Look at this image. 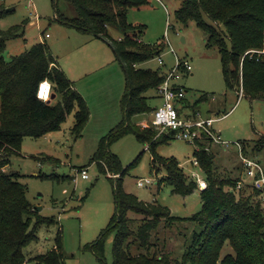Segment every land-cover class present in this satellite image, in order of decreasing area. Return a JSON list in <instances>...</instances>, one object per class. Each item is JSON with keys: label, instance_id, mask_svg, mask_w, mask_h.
<instances>
[{"label": "trees", "instance_id": "trees-1", "mask_svg": "<svg viewBox=\"0 0 264 264\" xmlns=\"http://www.w3.org/2000/svg\"><path fill=\"white\" fill-rule=\"evenodd\" d=\"M67 1L74 5L77 16L58 14V20L108 42L126 77L120 99L122 120L100 139L91 160L103 171L122 174L115 180V214L96 243L99 256L104 257L105 236L115 230L113 264H264V203L260 192L249 186L238 188L241 175L234 177L216 167L215 155L209 149L211 139L203 137L195 143L194 157L207 182V187L200 191L199 211L189 216L173 215L168 206L146 202L124 190L123 175L128 168H122L110 147L128 134L150 144L153 168L160 170L161 166L166 173L158 179L159 186L167 183L174 194L182 196L198 189L197 182L185 175L180 161L164 158L157 152L160 144L176 138L175 132H162L157 137L155 127H139L133 121L158 106L152 105L153 98L146 93L158 90L166 74L140 64L160 56L166 44L145 43V25L129 21L130 9L150 0ZM12 12L5 3L0 5V18ZM176 18L183 23L194 21L204 31L208 46L219 49L228 89L243 92L253 100H264V0H183ZM26 23L0 29V264H64L60 232L47 253L31 259L25 255L24 248L38 240L39 229L50 227L57 220L41 215L29 201L20 175L4 168L11 156L21 150L26 137L38 138L61 129L72 113L75 123L71 134L75 139L82 137L90 108L45 42L6 57L7 42L23 36ZM111 27L122 31L120 39L112 38ZM44 80L53 85L49 101L37 96ZM206 98L204 94L197 102ZM182 102L189 106L186 97ZM241 145L245 155L264 163V135ZM130 212L143 217L132 218ZM227 242L234 252L221 257Z\"/></svg>", "mask_w": 264, "mask_h": 264}, {"label": "rangeland", "instance_id": "rangeland-1", "mask_svg": "<svg viewBox=\"0 0 264 264\" xmlns=\"http://www.w3.org/2000/svg\"><path fill=\"white\" fill-rule=\"evenodd\" d=\"M182 1L150 0L144 6L130 9L129 21L145 25L142 36L145 43L166 44L160 56L140 64V67L161 70L167 74L174 67L176 57L191 63L192 71L183 73L178 81L186 90V102L192 105L188 106V109L201 112L203 117L218 118L214 129L225 143L213 142L209 147L215 155V165L231 176H242L237 142H250L264 135V100H253L243 92L227 88L219 49L208 46L204 31L194 21L183 23L176 18V11ZM4 3L13 12L0 18V29H8L27 21L24 35L7 42L6 57L19 55L36 43L45 42L61 66L64 62L68 67L76 65L73 61L74 51L80 42L85 41L82 38L87 35L73 26L61 23L57 18L58 14L70 18L77 16L72 3L67 0H57L56 3L54 0H4ZM33 13L38 15V19H34ZM221 28L224 29V26L221 25ZM109 33L114 39L123 35L116 27H111ZM93 42L94 44L89 45H94L91 47H95V52L102 56V60L107 58L108 61H103L100 66L102 60L95 59L98 65L94 63L92 69H95L88 72V76L82 81L92 80L101 73L110 75L114 83L112 88L116 90V98L113 99V95H110V112L114 115L112 123L109 125L106 120L94 119L90 110V118L82 137L75 139L71 134L75 123V115L72 113L61 129L38 138L26 137L21 150L11 156L10 163L4 168L8 173L20 175V181L27 186L29 201L36 208L41 207V215L53 216L57 220V223L50 227L42 226L38 232V240L24 248V253L29 259L52 249L60 232L64 264H113L116 231L111 230L104 238V257L97 253L96 243L115 214V180L122 174L120 171H103L91 160L100 139L122 120L120 99L125 90L126 77L108 42L98 39ZM227 44L230 48L229 41ZM79 55L82 56V52ZM159 57L164 65L160 63ZM84 60L88 64L89 55ZM110 78L106 79L110 81L106 83L105 93L110 90ZM204 94L207 95L206 100L197 102ZM146 95L153 98V106L161 103L158 90L151 89ZM152 119L153 114L150 112L134 117L133 121L137 126L143 127L144 123L150 125ZM160 134L162 133L158 130L157 137ZM149 145L138 140L133 134H128L111 145L110 149L117 155L122 168H128L123 175L124 190L146 202L168 206L175 215L189 216L199 211L202 201L198 189L190 195L182 196L174 194L172 187L167 183L161 186L157 184L158 179L166 173L161 166L160 170H157L156 164V168H153ZM195 150L194 144L177 137L157 147L160 156L180 161L189 179L191 171L198 172L204 178L201 167L192 163ZM83 169L88 170V179L81 177L79 172ZM113 173L118 175L117 178L111 176ZM146 178L157 179V182L139 186L138 181ZM129 216L143 217L134 212H130ZM167 233L173 235L171 232ZM233 252L227 242L221 257ZM24 264L35 263L28 261Z\"/></svg>", "mask_w": 264, "mask_h": 264}, {"label": "built area", "instance_id": "built-area-1", "mask_svg": "<svg viewBox=\"0 0 264 264\" xmlns=\"http://www.w3.org/2000/svg\"><path fill=\"white\" fill-rule=\"evenodd\" d=\"M161 1V0H157ZM4 3V0H0V5ZM34 19H38V15L33 13ZM47 37L49 34L46 35ZM159 61L163 64V60L159 57ZM193 67L187 60L181 61L176 57V63L174 67L166 74L165 81L158 88V96L161 99V103L152 112L153 119L150 123H144L143 127L150 126L155 127L162 132L174 131L177 138L186 139L195 145L196 140L203 137L209 138L214 143H225L222 141L218 131L214 129V124L218 118L203 117L200 112H186V106L182 102L186 97L185 88L178 82L183 73H189ZM53 85L49 80H44L39 84L37 90V96L43 101H49L52 97ZM183 110V113H179V110ZM228 144V143H227ZM240 153V161L243 167V174L237 183L238 188L249 186L253 190H258L259 198L264 203V163L259 159L251 158L245 155L242 151V145L237 142ZM193 164L199 165L198 160L194 157ZM83 179H88L89 174L87 169H83L80 172ZM191 178L198 184V190L202 191L207 187L205 177L196 171H191ZM117 178V174L111 175ZM157 182V179L146 178L138 181L139 186H145L146 184H152Z\"/></svg>", "mask_w": 264, "mask_h": 264}, {"label": "crops", "instance_id": "crops-1", "mask_svg": "<svg viewBox=\"0 0 264 264\" xmlns=\"http://www.w3.org/2000/svg\"><path fill=\"white\" fill-rule=\"evenodd\" d=\"M85 35H87V36L85 38H82L85 41L80 42V45H78L76 48V51H74L75 55H74L73 61H74V63H76V65H74L73 67L69 66L70 67L69 68L68 64H66L65 62L62 65L63 67L60 65L59 62H57V63L66 72L68 77L75 82V86H76L77 90L83 95V97L85 98V100L87 101V103L89 105L92 117H94V119H96V120H99V119L106 120V122L108 121L109 125H110V123H112V119L114 117V115H112V111L110 112V105H111L110 95L111 94L113 95V99L116 95V90L114 91V89L112 88V84L114 87V83H113L112 79L110 78V75L106 74V73H101L100 75L99 74L96 75L92 80L90 79L89 81H85V82L82 81L84 77L88 76V72L95 69V68L92 69V66L98 65L97 62L95 61V59H98V60L103 59L102 56H100V54H97L95 52V49H94L95 47L94 48L91 47L94 45H89V43L94 44L93 40H97V39L102 40V39L94 38L91 34H87V33H85ZM88 36H90V37H88ZM120 38L121 37H119L118 39H120ZM81 52H82V56L79 55V54H81ZM87 55H89V63H88L89 65L87 64V61L84 60ZM103 61L107 62L108 60H107V58H105V60H102L101 64H99L100 66L103 65V63H104ZM163 65H164V63H163ZM72 71L74 72V74ZM95 72H98V71H95ZM107 78L111 79V83L109 84L110 90L106 91V93H105L104 88L107 85L106 83H107V81H110V80H106ZM117 94H118V92H117ZM186 104L188 105V103H186ZM189 106H190V104H189ZM185 111L195 113L194 109L191 111L190 109H188V107H186ZM200 114L202 115L201 112H200ZM141 115H143V114H141ZM141 115H138V116H141ZM142 121H144V120H142ZM241 165H242V163H241ZM172 214L175 215L173 212H172ZM178 216H181V215H178Z\"/></svg>", "mask_w": 264, "mask_h": 264}, {"label": "water", "instance_id": "water-1", "mask_svg": "<svg viewBox=\"0 0 264 264\" xmlns=\"http://www.w3.org/2000/svg\"><path fill=\"white\" fill-rule=\"evenodd\" d=\"M37 209H38V210H40V209H41V207H38Z\"/></svg>", "mask_w": 264, "mask_h": 264}]
</instances>
